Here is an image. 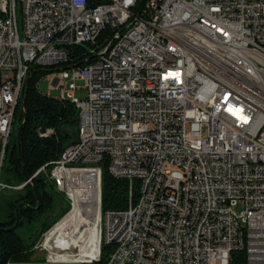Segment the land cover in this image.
Here are the masks:
<instances>
[{"label":"built area","instance_id":"built-area-1","mask_svg":"<svg viewBox=\"0 0 264 264\" xmlns=\"http://www.w3.org/2000/svg\"><path fill=\"white\" fill-rule=\"evenodd\" d=\"M138 1L0 0V195L30 180L1 178L28 65L108 27L95 59L53 71L77 131L34 172L97 210L88 260L102 237L117 239L102 264H264V0ZM103 161L127 199L101 212ZM60 218L34 241L51 262L70 260L49 245Z\"/></svg>","mask_w":264,"mask_h":264},{"label":"trees","instance_id":"trees-1","mask_svg":"<svg viewBox=\"0 0 264 264\" xmlns=\"http://www.w3.org/2000/svg\"><path fill=\"white\" fill-rule=\"evenodd\" d=\"M87 1L91 4L99 0ZM109 34V28L104 27L93 41L67 45V58L62 62L28 65L21 101L13 108L12 124L15 118L18 119V124L6 146L3 179L11 183H20L27 177L30 180L19 190L1 194L0 264H29L36 260L35 250L29 246L33 231L35 230L37 237L69 208L67 199L62 192L53 188L45 172H34L41 165L47 171L50 161L74 139L77 131V108L66 96L54 97L40 91L37 81L58 67L84 65L92 61L97 57L96 51L106 43ZM133 187L135 194L136 183ZM126 199V179L108 173L103 161L100 174V211L122 208ZM69 211L70 209L57 223ZM113 246V243L101 238L98 258L79 264H102ZM235 263L242 264L241 261Z\"/></svg>","mask_w":264,"mask_h":264},{"label":"rangeland","instance_id":"rangeland-1","mask_svg":"<svg viewBox=\"0 0 264 264\" xmlns=\"http://www.w3.org/2000/svg\"><path fill=\"white\" fill-rule=\"evenodd\" d=\"M53 71H56L57 70H53ZM53 71H51L50 73L40 77L37 81V86L38 88L40 89V91L42 92H46L48 95L50 96H54V97H57V96H65L64 94L66 93L67 89L66 87L69 85V83H71L72 81H70L69 79H62L60 80V83L63 85H65L63 88L60 87V86H54V84L51 82V78H52V75H53ZM63 89V90H62ZM48 91V92H47ZM84 93V89L80 86H76L74 88V95L76 97L78 96H82ZM18 124V119L15 118L14 119V122H13V127L11 129V133H10V138L11 136L14 134L15 132V127L17 126ZM201 134L202 135H205L206 134V126L203 124L201 126ZM9 138V140H10ZM5 163H6V160L3 161L2 163V173H1V178L2 176L4 175V168H5ZM1 197V195H0ZM76 208L80 209V210H85L86 208H89L87 206V204L85 203H78L76 202ZM69 209V208H68ZM235 210L239 211L240 210V206L239 204H237V207L235 208ZM68 211V210H67ZM66 211V212H67ZM95 213V222L93 223V228L91 229L90 231V238L93 240V242H95V244H97V240H98V236H99V233H98V230H96L95 228V225H96V219H97V214L95 212V210H91ZM65 212V213H66ZM64 213V214H65ZM64 214H62L61 216H63ZM60 216V217H61ZM59 217V218H60ZM0 218H1V211H0ZM56 222V221H55ZM68 222V221H67ZM61 223V222H60ZM53 224V223H52ZM51 224V225H52ZM62 224V223H61ZM50 225V226H51ZM49 226V227H50ZM48 227V228H49ZM46 230V229H45ZM40 235V234H39ZM38 235V236H39ZM38 236L36 237V240L38 239ZM102 238V237H101ZM96 239V240H95ZM35 240V242H36ZM83 242V241H82ZM79 244H77L76 246H71L69 249H67L64 253H61V256L63 257H67L69 258L70 260H65V261H53L51 262V260L49 259H53V258H50L48 257V254L46 251L44 250H41V249H38L37 247L34 246V242H33V245H31V247L35 250V254L37 255V259L34 260V261H31L29 264H79L80 262H85V261H90L92 259H97V258H91L90 260H88L89 257H92L96 254V251H97V246H96V251L92 254V253H89L87 256L86 255H82L79 251H84L85 248L87 247V241L84 240V243H81L80 241H78ZM54 247H56L55 244H53ZM66 253V254H65ZM39 258V259H38ZM54 260V259H53Z\"/></svg>","mask_w":264,"mask_h":264},{"label":"bare ground","instance_id":"bare-ground-1","mask_svg":"<svg viewBox=\"0 0 264 264\" xmlns=\"http://www.w3.org/2000/svg\"><path fill=\"white\" fill-rule=\"evenodd\" d=\"M95 212L98 219V212L96 209ZM97 219L95 225L96 230H98ZM60 222L54 226L53 232L51 233L52 243L49 244L51 247H54L53 244L57 246L59 243L63 246L67 244L76 246L79 244L78 241L84 243L85 240L87 241V247L84 251L79 252L87 256L89 253L93 254L96 251L97 244L90 238V231L95 222V213L93 211L89 210V208L80 210L76 208L75 202L69 213ZM104 241L113 243V247L117 246V239H104Z\"/></svg>","mask_w":264,"mask_h":264},{"label":"water","instance_id":"water-1","mask_svg":"<svg viewBox=\"0 0 264 264\" xmlns=\"http://www.w3.org/2000/svg\"><path fill=\"white\" fill-rule=\"evenodd\" d=\"M61 67H58V68H56V69H60ZM23 121V119L21 120V122ZM74 139H75V136H74ZM73 139V140H74ZM72 140V141H73ZM36 240V235H35V230L33 231V237H32V239H31V241H30V243H29V246H31V245H33V242Z\"/></svg>","mask_w":264,"mask_h":264}]
</instances>
